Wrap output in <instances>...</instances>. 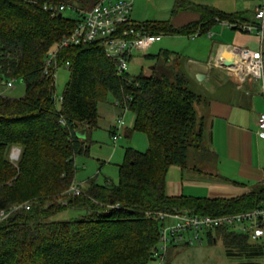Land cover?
I'll list each match as a JSON object with an SVG mask.
<instances>
[{
  "label": "trees",
  "instance_id": "1",
  "mask_svg": "<svg viewBox=\"0 0 264 264\" xmlns=\"http://www.w3.org/2000/svg\"><path fill=\"white\" fill-rule=\"evenodd\" d=\"M75 1L85 10L99 0ZM50 5L75 9L69 0H0V82L19 80L25 85L22 98L0 95V210L29 207L22 206L0 224V264H149L160 253L162 224L147 213L188 209L221 216L262 203L264 186L230 199L166 194L169 168L186 170L190 150L201 161L194 167L196 172H208L203 166L214 156L195 108L202 96L189 89L184 62L176 54L165 51L150 56L162 57L164 64L131 76L118 73L116 61L96 44L62 49L58 65L69 71V79L61 100H55L53 80L43 74L44 61L73 31L79 15L64 16L68 9L61 16L53 15L43 9ZM187 5V0H176L172 13ZM191 6L199 14L196 23L181 28L167 21L134 25L152 35L189 36L197 30L204 35L222 21L251 23L245 13ZM108 98L133 114L128 132L143 133L148 147L144 152L125 149L117 184L99 185L91 179L74 197L66 191L74 183L75 158L88 155L89 135L99 120L98 104ZM82 130L84 138L77 136ZM109 134L113 138L115 129H109ZM12 147L20 149L15 163L9 160ZM69 210L77 211V216L57 217ZM218 238L228 256L258 260L264 254L261 246L230 229H217L207 240Z\"/></svg>",
  "mask_w": 264,
  "mask_h": 264
},
{
  "label": "crops",
  "instance_id": "2",
  "mask_svg": "<svg viewBox=\"0 0 264 264\" xmlns=\"http://www.w3.org/2000/svg\"><path fill=\"white\" fill-rule=\"evenodd\" d=\"M170 1L174 6L176 0ZM187 1L189 5L186 8L176 13H172L171 10L167 20L163 21H167L173 28L196 23L199 20V14L191 5L199 4L214 7L225 13H245L244 16L247 20L257 22L254 17V8L258 3L256 0H252L255 1L253 8L247 10H236L239 0ZM139 13L136 11V15L139 16ZM220 25L222 24L220 23ZM213 30L217 31V34L210 37L211 42L198 45V47L204 48V54L200 56L201 58L186 57L184 70L189 81H195L198 89L195 92L202 96L201 102L195 108L197 116L203 119L205 125V143L214 156L212 159L210 158L207 166H203L208 172H196L194 167L201 161L192 153L195 158L192 156L193 162L187 164L186 170L183 171L178 167L180 183L177 185L167 184L166 177L165 188L168 196H186L184 194L185 184L182 183L184 177L189 178L188 185L193 187V190L200 191L199 196H189L198 198L230 199L250 192H257L264 186V139H261L257 134L258 117L264 111V78L259 80L247 77L245 80H240L221 64L225 54L226 59H231L230 47L260 50L264 60V35L260 38L256 34L242 33L224 25L220 30L217 28H213ZM189 37L191 36L189 35ZM2 87L7 86L0 82V90ZM0 95L3 93L0 92ZM133 122L134 116L131 117L129 128H124V134H129V141L134 136L133 133L128 132L132 128ZM89 180L85 181V186L81 190L87 188ZM95 182L97 183L96 180ZM108 183H112V181L105 178V184ZM219 240V238L214 239L210 243L206 240V243L211 246L210 252L213 256V259H210V264H246V262L261 264L260 259L250 260L245 257L228 256L222 241ZM218 246H220V250ZM190 249L192 248L180 247V252Z\"/></svg>",
  "mask_w": 264,
  "mask_h": 264
},
{
  "label": "built area",
  "instance_id": "3",
  "mask_svg": "<svg viewBox=\"0 0 264 264\" xmlns=\"http://www.w3.org/2000/svg\"><path fill=\"white\" fill-rule=\"evenodd\" d=\"M135 0H99L87 10L75 8L79 15L73 31L56 44V47L47 53L44 61L43 74L53 80L55 85L58 65V53L62 49L88 44H96L103 49L106 57L116 61V71L123 73L127 70L128 61L134 52H145L151 45L161 39L163 34H148L142 27L134 25L130 18ZM242 1V0H239ZM254 8L256 23L241 22L239 20L219 22L231 29L247 34H256L260 38L264 35V0H257ZM44 10H50L52 14H61L67 8L65 5L44 6ZM199 30L190 36H200ZM210 38L212 34L208 32ZM231 65L225 67L238 79L245 80L247 77L263 80L264 60L260 50L249 48L230 47ZM225 60L223 59L221 64ZM67 67V65H66ZM8 88L12 87V80L6 83ZM57 101L61 97L54 96ZM117 107V103H115ZM122 111H127L124 108ZM122 118L117 120V127H123ZM112 141L117 142L118 128ZM257 134L264 139V111L258 117ZM20 155L18 147H12L9 153V160L15 163ZM72 196H79L81 188L74 182L66 192ZM24 205L12 206L7 210H0V224L6 221L14 212ZM147 216L162 224L159 231V246L156 256L163 261L169 247L175 246H201L207 240L209 234L215 230L227 228L231 231L247 237L249 243L261 246L264 253V200L252 210L227 214L221 216L200 215L191 210L183 209L173 212H152ZM264 264V254L260 259Z\"/></svg>",
  "mask_w": 264,
  "mask_h": 264
},
{
  "label": "rangeland",
  "instance_id": "4",
  "mask_svg": "<svg viewBox=\"0 0 264 264\" xmlns=\"http://www.w3.org/2000/svg\"><path fill=\"white\" fill-rule=\"evenodd\" d=\"M69 1L74 8L81 9L83 6V4L76 2L75 0ZM194 2L196 3V1ZM254 4L255 1L252 0L238 1L236 10L252 9ZM172 6L173 3H171L170 0H135L130 18L133 23L137 24H143L144 22H162L163 20H167L166 18L169 17ZM88 8L90 7H84L85 10ZM136 11L140 12L139 16L136 15ZM64 16L74 19L77 15L74 9H68L64 12ZM213 28L220 30L222 29V25H220V23H216L209 31L210 34L216 35L217 31L213 30ZM208 34L209 33H206L193 38L189 36L162 35L161 39L151 45L146 52H134L133 56L128 61L127 70L125 72L131 76H137L141 72L143 74H147L149 69H151L154 64H164V59L162 57L159 59H152L150 57L158 55L160 51H166L178 55L181 62H184L186 57L201 58L200 56L204 54V48L201 46L198 47V45L199 43L209 44V42H211ZM68 79L69 71L64 67L59 68L56 72L55 79L56 96H61ZM189 89L192 91L198 90L195 81H190ZM0 92L3 93V96L19 99L25 95V85L19 80H12V88L2 87ZM98 113L99 120L97 127L91 131L89 135L92 142L90 143L88 155H81L75 158V165L77 169L74 182L81 189L84 188L85 181L89 179H94L98 184L103 185L105 184V178H108L113 184H117V166L122 162L125 149L133 148L139 152H144L148 147L146 136L140 132H134V136L131 138V141H129L128 136L124 134V128H129L131 125V117H133L132 113L129 111L124 112L116 107L111 98H108L107 102L98 104ZM119 118H122L124 121L123 127H117V120ZM116 127L118 128V139L117 142L114 143L112 141V136L109 134V129H115ZM189 153L187 163L191 164L193 162L192 156L195 158V155H191V150ZM166 177L167 184L170 183V185H177V183H180V172L178 167H170ZM188 180L189 178L186 177L182 180V183L185 184L184 194L186 196H199L200 191L193 190V187L188 185ZM75 216H77V211L69 210L57 217L66 220ZM220 246H218L219 250ZM180 247L185 248V246H179V248L177 247L176 249L172 248L174 250L169 249L165 260L160 261L159 259H156L154 261H150L149 264H165L166 262H170V264H210V259H213L212 252H210L211 246L208 245L206 241L203 245L192 246L190 247L192 249L185 252H180ZM213 248L215 250V247Z\"/></svg>",
  "mask_w": 264,
  "mask_h": 264
},
{
  "label": "water",
  "instance_id": "5",
  "mask_svg": "<svg viewBox=\"0 0 264 264\" xmlns=\"http://www.w3.org/2000/svg\"><path fill=\"white\" fill-rule=\"evenodd\" d=\"M59 16H61V14H59ZM224 58V60H225V62L222 64V67H228V66H230L231 65V59H226V54H225V56H223ZM197 79L198 80H200V78L199 77H197ZM77 136H79L80 138H84L85 137V131L84 130H82V131H79L78 133H77Z\"/></svg>",
  "mask_w": 264,
  "mask_h": 264
}]
</instances>
